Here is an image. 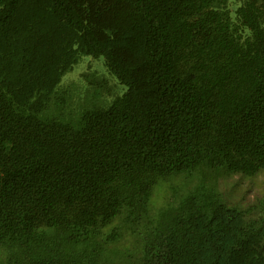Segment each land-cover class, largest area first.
<instances>
[{
    "label": "trees",
    "instance_id": "obj_1",
    "mask_svg": "<svg viewBox=\"0 0 264 264\" xmlns=\"http://www.w3.org/2000/svg\"><path fill=\"white\" fill-rule=\"evenodd\" d=\"M263 172L264 0H0V264H264Z\"/></svg>",
    "mask_w": 264,
    "mask_h": 264
},
{
    "label": "rangeland",
    "instance_id": "obj_2",
    "mask_svg": "<svg viewBox=\"0 0 264 264\" xmlns=\"http://www.w3.org/2000/svg\"><path fill=\"white\" fill-rule=\"evenodd\" d=\"M110 89L114 92L110 96L112 98L114 95H120L125 90V86L118 83L116 78L107 72L102 56L94 58L82 55L78 62L62 76L54 89L53 96L62 94L64 91L63 93L66 95V97L63 96L64 106L67 107V110H73L75 116L82 108L89 107V103L92 101L89 99L94 92L99 95ZM109 100L111 99L109 98ZM54 108L57 109V105ZM49 111L53 112V109H49ZM223 178L224 180H219L220 187H228L230 192L236 193V198L241 200L246 194L248 198L251 197L250 199L255 195L259 196L264 189V172L253 178L243 176Z\"/></svg>",
    "mask_w": 264,
    "mask_h": 264
}]
</instances>
